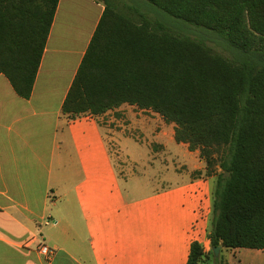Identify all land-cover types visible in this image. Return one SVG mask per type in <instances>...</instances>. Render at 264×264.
<instances>
[{"label": "trees", "instance_id": "1", "mask_svg": "<svg viewBox=\"0 0 264 264\" xmlns=\"http://www.w3.org/2000/svg\"><path fill=\"white\" fill-rule=\"evenodd\" d=\"M105 10L63 104L69 119L124 104L175 125L216 178L211 249H264V0H100ZM60 0H0V73L33 93ZM183 27L209 32L227 56Z\"/></svg>", "mask_w": 264, "mask_h": 264}, {"label": "crops", "instance_id": "2", "mask_svg": "<svg viewBox=\"0 0 264 264\" xmlns=\"http://www.w3.org/2000/svg\"><path fill=\"white\" fill-rule=\"evenodd\" d=\"M104 10L100 0H60L29 99L0 73V264H187L194 240L211 249L207 223L193 234L211 194L197 175L206 171L198 151L178 143L189 180L137 199L113 160L130 128L150 133L154 121L165 151L174 124L129 104L101 116L63 114ZM42 245L54 255H42ZM230 252L229 264H264V249Z\"/></svg>", "mask_w": 264, "mask_h": 264}, {"label": "rangeland", "instance_id": "3", "mask_svg": "<svg viewBox=\"0 0 264 264\" xmlns=\"http://www.w3.org/2000/svg\"><path fill=\"white\" fill-rule=\"evenodd\" d=\"M183 30L192 36L204 40L215 50L227 56L235 57L236 55L235 52L227 50L223 46L222 41L209 32L198 30L194 27H183ZM144 115L152 118L151 113H144ZM163 124L166 125L165 122ZM150 126V133L145 132L138 126L130 128L127 131L128 136H124L120 141L121 147L112 146L114 163L124 171V176L122 177L124 189L134 199L153 192L167 190L189 180L187 171L190 168V161L186 157L185 149L174 141L164 151V148L158 144L161 142L156 137V134L152 132L157 129L156 123L151 120ZM166 130L168 134L171 133L169 128L167 129L166 127ZM197 175L200 178L209 180L211 194L209 196L210 205L205 200L199 205L193 234L198 235L202 232L203 224L207 223L206 231L209 238V232L212 230L214 223L213 204L217 182L216 178L208 176L206 171L198 172ZM195 241L198 240L193 242ZM230 255V250L224 249L221 255L219 252L218 256H220L221 261L229 264ZM204 264H215V261L210 259Z\"/></svg>", "mask_w": 264, "mask_h": 264}, {"label": "built area", "instance_id": "4", "mask_svg": "<svg viewBox=\"0 0 264 264\" xmlns=\"http://www.w3.org/2000/svg\"><path fill=\"white\" fill-rule=\"evenodd\" d=\"M40 253L42 254V255H44V256H46V257H50V256H52V255H54V250L53 249H51L49 246H47V245H42L41 247H40Z\"/></svg>", "mask_w": 264, "mask_h": 264}, {"label": "water", "instance_id": "5", "mask_svg": "<svg viewBox=\"0 0 264 264\" xmlns=\"http://www.w3.org/2000/svg\"><path fill=\"white\" fill-rule=\"evenodd\" d=\"M216 255H219V252L221 250V247L213 248Z\"/></svg>", "mask_w": 264, "mask_h": 264}]
</instances>
